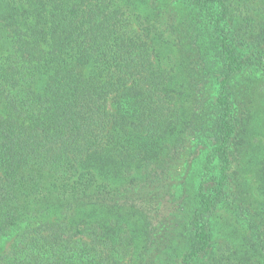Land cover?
I'll return each mask as SVG.
<instances>
[{
    "label": "trees",
    "instance_id": "trees-1",
    "mask_svg": "<svg viewBox=\"0 0 264 264\" xmlns=\"http://www.w3.org/2000/svg\"><path fill=\"white\" fill-rule=\"evenodd\" d=\"M0 264H264V0H0Z\"/></svg>",
    "mask_w": 264,
    "mask_h": 264
}]
</instances>
